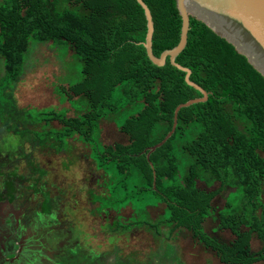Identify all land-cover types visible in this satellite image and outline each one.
<instances>
[{
	"label": "trees",
	"instance_id": "1",
	"mask_svg": "<svg viewBox=\"0 0 264 264\" xmlns=\"http://www.w3.org/2000/svg\"><path fill=\"white\" fill-rule=\"evenodd\" d=\"M143 2L158 56L178 43L181 18L175 0ZM145 32L135 0H0V126L40 143L49 139L57 151L70 137L88 145L96 168L107 176L106 196L94 200L113 210L128 205L134 214L115 229L146 225L165 238L185 230L220 264L264 261V220L257 215L261 209L264 216V159L256 153L264 152V77L231 43L189 16L186 44L175 61L190 70L189 79L208 92L207 99L179 109L173 133L150 153V166L142 151L170 130L178 104L201 93L168 58L161 66L149 60ZM29 41L64 45L62 56L70 50V61L80 64V78L57 88L69 108L16 106L12 90ZM103 119L118 127L125 143L100 141ZM52 121L59 127H49ZM0 174H6L0 199L12 201L13 175ZM227 187L233 190L216 211L212 199ZM159 204L162 213L151 219L146 208ZM51 206L44 198L42 210ZM208 218L217 222L210 232L204 229ZM218 230L232 237L224 239ZM253 234L261 241L257 250L251 249Z\"/></svg>",
	"mask_w": 264,
	"mask_h": 264
},
{
	"label": "rangeland",
	"instance_id": "2",
	"mask_svg": "<svg viewBox=\"0 0 264 264\" xmlns=\"http://www.w3.org/2000/svg\"><path fill=\"white\" fill-rule=\"evenodd\" d=\"M63 46L51 41L28 42L22 73L12 90L18 108H69L57 88L66 87V80L80 78V64L70 61V50L62 56ZM2 62L0 57V76ZM72 112L70 109L68 115ZM49 127L58 128L59 124L52 121ZM32 128L41 129L38 125ZM99 137L103 144L126 142L118 127L105 119L100 121ZM256 153L264 159V152L257 150ZM9 170L18 174L11 179L19 190L16 192L19 198L10 209L19 211L21 217L15 221L12 214H6L0 220V236L14 239L11 251L0 250V262L13 260L21 249L23 254L13 264H28L33 259L27 253L30 249L36 252V264H220L212 251L199 245L185 230L165 238L155 236L146 225L115 229L118 221L127 222L134 216L133 211L128 205L119 210L102 208L94 200V195L106 196L107 176L96 168L90 147L76 138H68L66 147L57 151L49 139L40 143L31 135L19 137L0 126V171ZM2 178L3 175L0 181ZM232 190L227 187L212 199L216 211L223 207L226 195ZM21 193L27 196V201L23 202ZM46 197L52 206L43 213L41 204ZM259 202L264 207V190ZM163 207L162 204L147 207L146 212L154 219ZM3 209L6 212L7 205ZM257 215L264 220L261 209ZM216 224L208 218L204 229L210 232ZM218 233L224 239L232 237L228 230ZM250 244L252 250L261 247V241L254 234ZM254 264H264V261Z\"/></svg>",
	"mask_w": 264,
	"mask_h": 264
},
{
	"label": "water",
	"instance_id": "3",
	"mask_svg": "<svg viewBox=\"0 0 264 264\" xmlns=\"http://www.w3.org/2000/svg\"><path fill=\"white\" fill-rule=\"evenodd\" d=\"M135 1L141 6L146 20V32L142 44L149 60L161 66L168 58L171 65L184 71L185 82L201 93L200 97L191 98L174 108L170 130L159 142L142 151L148 160L150 153L161 146L173 133L179 109L207 99L208 92L189 79L190 70L175 61V57L186 44L189 16L200 20L231 43L264 77V0H175L181 18L179 41L172 48L163 50L158 56H155L151 49L153 21L150 10L143 0ZM149 164L152 166L150 161Z\"/></svg>",
	"mask_w": 264,
	"mask_h": 264
},
{
	"label": "flooded vegetation",
	"instance_id": "4",
	"mask_svg": "<svg viewBox=\"0 0 264 264\" xmlns=\"http://www.w3.org/2000/svg\"><path fill=\"white\" fill-rule=\"evenodd\" d=\"M8 172H10L13 176H15L13 173H12V170H9ZM4 176V178H2V181H0V191L1 192H4V190H5V186H4V180H5V176H6V174H0V176ZM33 187H34V184H33ZM19 190H18V188L16 189V192H18ZM14 193V199L12 200V201H10V200H8L7 198H3V199H0V220L3 218V217H5L6 216V214H12L13 215V217H14V219H15V221H16V219L19 221V218L21 217L20 215H21V213L19 212V211H15V210H12V209H10V208H12L13 206H12V203H14V200H17L18 198H19V194L18 193ZM18 194V196L16 197V195ZM27 196H25L24 194H22L21 193V199H23L24 201L23 202H25V201H27V198H26ZM17 198V199H16ZM4 205H7V207H8V209H7V211L5 212H3V206ZM5 208V207H4ZM21 212H25V211H21ZM48 211H43V213H47ZM3 215V216H2ZM17 217V218H16ZM21 224L23 223V220L20 222ZM16 225H19V224H17V222H16ZM19 229V228H18ZM2 235V234H1ZM8 236V235H7ZM1 237V240H0V250L3 252V251H11V249H13V246H12V242H14V239L12 238V239H9V238H6L5 236H0ZM25 249V248H24ZM28 248H26V250H27ZM29 250V252H27V253H31L30 254V256L33 258V259H29L28 261H30V263L28 262V264H36V262L34 261V257L36 256V252H32L30 249H28ZM23 253H22V250L21 249H18V251L16 252V254L12 257L13 258V260H7V261H2V262H0V264H3L4 262L5 263H8V264H13V263H16V261H18L17 259L18 258H20V256L22 255ZM15 258H17V259H15Z\"/></svg>",
	"mask_w": 264,
	"mask_h": 264
},
{
	"label": "crops",
	"instance_id": "5",
	"mask_svg": "<svg viewBox=\"0 0 264 264\" xmlns=\"http://www.w3.org/2000/svg\"><path fill=\"white\" fill-rule=\"evenodd\" d=\"M205 222H206V221H205ZM216 232L218 233V232H220V231L218 230V231H216ZM218 234H219V233H218ZM251 238H252V237H251ZM254 263H256V262H254ZM254 263H253V264H254Z\"/></svg>",
	"mask_w": 264,
	"mask_h": 264
}]
</instances>
